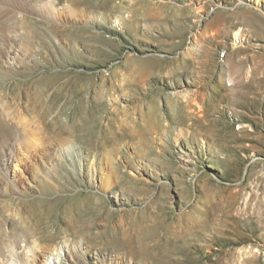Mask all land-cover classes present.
Wrapping results in <instances>:
<instances>
[{
	"label": "rangeland",
	"instance_id": "obj_1",
	"mask_svg": "<svg viewBox=\"0 0 264 264\" xmlns=\"http://www.w3.org/2000/svg\"><path fill=\"white\" fill-rule=\"evenodd\" d=\"M137 1L171 15L136 0H0V264H264V0ZM191 51L211 53L203 68L148 78L162 92L156 120L136 110L145 85L113 94L127 58L177 66ZM165 94L213 102L171 114ZM101 96L100 123L76 131L78 104Z\"/></svg>",
	"mask_w": 264,
	"mask_h": 264
},
{
	"label": "bare ground",
	"instance_id": "obj_2",
	"mask_svg": "<svg viewBox=\"0 0 264 264\" xmlns=\"http://www.w3.org/2000/svg\"><path fill=\"white\" fill-rule=\"evenodd\" d=\"M134 7H137L139 8L140 10H143L144 12H148L150 14L151 17H154V18H157L158 16H164V17H168L171 15V13H169L168 11H165L167 9V6L166 5H159V4H154V3H144L143 5H140V2L136 0V2H133V5ZM190 10V9H189ZM189 10H186L184 9L182 11V13L180 15H184L186 14L185 11H189ZM199 11H202V8L199 9ZM223 20V19H222ZM225 20V19H224ZM220 22L219 19L216 20L215 24L213 25H209V27L211 26H216L218 23ZM221 23V22H220ZM208 27V28H209ZM210 30V29H208ZM214 29H212V33L210 34V38L211 37H214L215 36V31H213ZM239 33L238 32H235L234 33V39L235 41H239ZM201 53H194V52H188L186 54H184L181 59L179 58L178 61H174V62H177V66H173L174 64L172 62H166V61H163V60H156V63L149 66V65H144L143 63L142 64H136L137 60L136 59H133V58H127V60L125 61V64L122 65L123 66V70H124V73L121 74V84L119 85H116L114 84V87H113V94L115 92H117L118 90H121V91H124V89H128L129 91H131V88L134 87L136 84H143L146 86V91L147 93H150L149 94V98H148V102H147V106H145L143 104V106L141 107H137L136 110L140 112V114H146L148 117H151V118H158L159 114H161V111L159 109L160 105H159V96L161 95V93L153 88V87H150V85L148 84L149 80L148 78L150 76H160L162 74H165L167 76H171L173 75V71L175 69H189L191 66H196V65H200L201 68H203V66H205L207 64V62L209 61L208 60H203L201 59L202 57L206 56L208 58H210V55L211 53H207V52H202V51H199ZM224 58L226 56H223ZM11 58V57H10ZM8 57H6V61L8 62ZM240 60V59H239ZM3 62V61H2ZM228 62V61H227ZM226 62V63H227ZM236 62V61H234ZM239 61H237L236 63H238ZM245 62V61H244ZM166 63V64H165ZM232 63V62H231ZM242 66H244V64H241ZM240 65V66H241ZM172 66V67H171ZM220 66V65H219ZM232 66H228L227 68H229V77L234 80V82H236L238 80V82L242 79V74L241 72L237 74L236 76V72L234 71L233 72V69H232ZM239 66V68H240ZM195 68V67H194ZM198 68V67H197ZM226 68V67H225ZM234 68V67H233ZM237 68V69H239ZM242 68H245V67H242ZM246 70V69H245ZM199 71V70H198ZM241 71V69H240ZM247 71V70H246ZM198 73H202L201 71H199ZM245 73V72H244ZM248 75V73L246 74ZM251 75V74H250ZM246 78V77H245ZM252 78V77H251ZM107 79V78H106ZM230 79V80H231ZM31 82V81H30ZM28 83L27 84V87L32 84V83ZM230 82V81H229ZM233 82V83H234ZM245 82V81H244ZM94 83V82H93ZM17 84V83H15ZM69 84V83H67ZM237 84V82H236ZM240 84V82H239ZM249 84V83H248ZM241 85V84H240ZM11 86V85H10ZM39 86V85H38ZM67 85H64V88L66 87ZM75 87H78L77 84L74 85ZM85 85H82V87H84ZM40 87V86H39ZM73 87V86H72ZM97 87H103L102 84H98ZM69 88V87H67ZM80 88V87H79ZM32 89V88H31ZM47 89V88H46ZM60 89V88H59ZM63 89V88H62ZM84 89V88H83ZM6 91H9L10 93H14L13 91V87H7L5 89ZM35 91V97H36V100L42 105L44 106L43 104V101L44 99H42V90H39V89H33ZM67 89L65 88V90L63 91H66ZM78 91V90H77ZM50 93V92H49ZM44 95V94H43ZM48 95V94H47ZM45 97V96H44ZM43 97V98H44ZM165 97V100H166V103H167V107L169 108V111L171 114H180L182 111H183V114H199V113H204L205 111H209L210 110V105L212 104L211 102V99H208L206 98L204 95H201L200 99L199 98H190L188 99V97L184 96V95H164ZM15 98V97H14ZM103 98L104 96H101L100 97V100L97 101L95 99V104L94 106H92L89 111L86 110V106L84 105V100L81 101L78 106L76 107V111L75 113L73 114V119H72V126L73 128L76 130V131H79L81 129H84L87 127L88 124L91 123V121H94L95 123H97V125L100 123V120H101V117H98L97 116V113H99V107L100 106H104L103 105ZM43 100V101H42ZM47 101V100H46ZM11 103L13 105H15L16 107L17 106V103H16V99H13V101H11ZM47 104V103H46ZM52 104V103H51ZM53 106V105H52ZM88 107V106H87ZM190 107H194V110H197V111H192V112H188L186 111V109L190 108ZM52 108V107H51ZM56 109V108H55ZM107 109V108H106ZM144 109V111H143ZM85 112H89V114L85 115ZM1 114H9V113H1ZM182 114V113H181ZM145 115V116H146ZM144 117V115H143ZM47 118L49 119L50 122L52 123H55V124H61V121L59 120V114H55L51 117H48ZM42 121H46V118L42 117ZM199 121V120H198ZM200 122V121H199ZM47 125L51 128L49 129V132L48 134H56V135H59L61 137V139L67 141L68 139L63 137L64 135L66 137H75V133L74 131H71V132H67L64 128V126H60L59 128H55L53 125H51L50 123H47ZM10 132L9 130V126L3 122L1 119H0V134H3V135H6ZM79 139V138H78ZM13 144H15V140L13 139ZM92 145H95V142H91V146ZM12 147L14 146H11L10 149H12ZM9 149V150H10ZM12 152V151H10ZM76 152H74V150H72V153L69 154L68 156L70 157V165L74 164V162L77 161V163L82 166L84 165L85 163V156H82V154H80V151H79V158L74 159L73 156L75 155ZM9 163V160L8 159H4V158H0V165L3 166V173L5 171V167L8 165ZM1 171H0V174L1 176L3 177V179H6V175L5 173L3 174ZM45 180V179H44ZM48 180V179H47ZM42 182H43V178H42ZM12 183V182H11ZM238 194V193H237ZM236 195V194H235ZM238 200V199H237ZM260 202L261 200L260 199H257L256 200V207L258 205H260ZM244 203V207H245V210H246V213H247V210L248 208H252V204H251V199L250 200H246L243 202ZM235 206V205H234ZM261 206V205H260ZM238 207V206H237ZM255 207V208H256ZM241 208V207H240ZM240 208H239V211H240ZM255 208H252L253 209V212L256 213V210ZM232 209V208H231ZM261 209V208H260ZM241 210H244V209H241ZM262 210V209H261ZM236 212H238L236 210ZM244 212V211H242ZM252 212V213H253ZM258 214V213H257ZM263 214V213H262ZM261 216V215H260ZM257 217H255L256 219ZM264 218V216L262 217ZM260 217V221L263 223L264 225V219H262ZM258 219V218H257ZM252 220V219H251ZM186 222V221H185ZM249 222V221H248ZM259 222V221H258ZM260 222V223H261ZM189 224L190 226H199V228L201 227V224L202 222L199 221V219H196V217H190L189 219ZM250 224V223H249ZM260 225V224H259ZM262 225V226H263ZM203 226V225H202ZM244 226H247V225H244ZM127 243V241H126ZM72 245V244H71ZM74 245V244H73ZM72 245V246H73ZM157 247V246H156ZM55 249V248H54ZM76 249V248H75ZM143 251H145V253H149L150 254H154L153 253V250H152V253H150L149 251H151L150 249H153V245L150 246L149 245V241L148 243L146 242L145 244H143V247H142ZM83 250V249H82ZM5 251V250H4ZM30 252V250H28ZM84 251V250H83ZM6 252L8 253L9 252V255L10 256H13L14 257V251L13 250H6ZM32 252V251H31ZM85 252V251H84ZM60 253V251H59ZM62 253V252H61ZM249 254V252H248ZM247 254V255H248ZM246 255V254H245ZM244 255V256H245ZM246 255V256H247ZM258 255V254H257ZM33 256V255H32ZM222 256V255H221ZM242 256V255H241ZM249 258V257H248ZM255 258V257H254ZM221 259V258H220ZM251 258H249L250 260ZM54 260V259H53ZM247 260V259H246ZM50 261V260H49ZM49 263V262H48ZM51 263V262H50ZM52 264H55V262L53 261Z\"/></svg>",
	"mask_w": 264,
	"mask_h": 264
}]
</instances>
